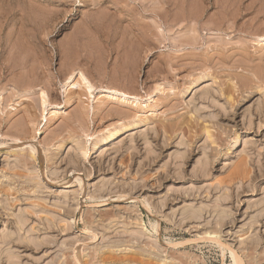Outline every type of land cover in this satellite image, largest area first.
I'll use <instances>...</instances> for the list:
<instances>
[{"label":"rangeland","instance_id":"1","mask_svg":"<svg viewBox=\"0 0 264 264\" xmlns=\"http://www.w3.org/2000/svg\"><path fill=\"white\" fill-rule=\"evenodd\" d=\"M261 35L264 0H0V264H264Z\"/></svg>","mask_w":264,"mask_h":264},{"label":"bare ground","instance_id":"2","mask_svg":"<svg viewBox=\"0 0 264 264\" xmlns=\"http://www.w3.org/2000/svg\"><path fill=\"white\" fill-rule=\"evenodd\" d=\"M182 2V1H181ZM240 3V2H239ZM202 4V3H201ZM242 4V3H241ZM223 16V15H222ZM259 26V25H258ZM13 35V34H12ZM84 35V34H83ZM262 36V35H261ZM237 39V38H236ZM257 39V42L258 43H261V42H264V35L262 37H258L256 38ZM188 44L192 43L190 42V40L187 41ZM197 42V41H196ZM22 44V43H21ZM263 44V43H262ZM23 45V44H22ZM24 48V47H23ZM31 48V47H30ZM28 49V48H27ZM73 50V48H71ZM84 49V48H82ZM85 50V49H84ZM72 68V66H71ZM70 68V69H71ZM80 68V67H79ZM42 69V68H41ZM69 69V67L67 68ZM66 71V70H65ZM70 71V70H69ZM22 74V73H21ZM68 76V75H67ZM77 78V82L74 84V79ZM13 83V82H12ZM68 87L72 86V87H75V86H80L81 84L84 86V88L89 92L91 90V85L90 83L87 81L86 77L84 76V74L80 71L74 73V71L71 73V75L67 78V82L65 83ZM14 85V84H13ZM106 93V92H105ZM111 94H113L112 96L114 97H117L120 98L121 100H126L128 99V96H126L125 94L123 93H120V92H116V91H110ZM24 94V92H23ZM41 96V101H42V105L44 106L45 104V99H44V93L42 92L40 94ZM132 124V123H131ZM127 128V127H126ZM122 129L121 130H114L113 132H110L109 134H102L100 135L99 137H97L96 140L93 141V148L95 149V152L96 151H99L102 147H104V145H106L107 143L109 142H112L113 140H115V138L117 137V135L119 133H121ZM101 132V131H100ZM93 135V134H92ZM237 141V140H236ZM145 204V203H144ZM146 205V204H145ZM75 212V211H74ZM21 224V223H20ZM156 228V227H155ZM155 231V230H154ZM156 232V231H155ZM156 234V233H155ZM136 235V234H134ZM158 235V233L156 234ZM138 236V235H137ZM154 237V236H153ZM198 236V238H195V239H192L190 240L189 242H200V241H210V242H213L215 243L219 249H221V252H225V251H228L231 256H232V259H233V264H242V261L241 259L239 258V256L236 254V252L234 250H232L230 247H228V245H225L223 244L221 241H219L218 239H216L215 237H211V236H203V237H200ZM134 238V236H133ZM138 238V237H137ZM157 238V237H156ZM212 243V244H213ZM77 254V253H76ZM73 257L75 258L76 260V263H79L78 261V257L75 255H73ZM69 264V263H68Z\"/></svg>","mask_w":264,"mask_h":264}]
</instances>
